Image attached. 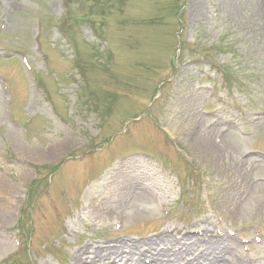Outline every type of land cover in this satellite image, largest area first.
<instances>
[{
    "label": "rangeland",
    "instance_id": "374dc122",
    "mask_svg": "<svg viewBox=\"0 0 264 264\" xmlns=\"http://www.w3.org/2000/svg\"><path fill=\"white\" fill-rule=\"evenodd\" d=\"M206 231L264 264V0H0V264Z\"/></svg>",
    "mask_w": 264,
    "mask_h": 264
},
{
    "label": "bare ground",
    "instance_id": "6f19581e",
    "mask_svg": "<svg viewBox=\"0 0 264 264\" xmlns=\"http://www.w3.org/2000/svg\"><path fill=\"white\" fill-rule=\"evenodd\" d=\"M133 187L128 183L122 186L121 189H133ZM212 234L213 232L206 231L202 232V234L178 238L175 241H171L165 238V236H159L154 241L150 240L148 242L165 240L157 243L160 244L158 246H163V249H157V247L150 246L152 243H147L146 248L145 246H141L142 251L139 255L134 252L135 244L130 242L126 244L120 243L105 248L103 253L96 252V250L86 251L73 258L71 262L72 264H110V261L114 259L118 260V263L121 264H244L242 258L234 250L235 242L233 239H227L225 237L220 239L219 236L217 237L218 239H214ZM221 240L223 241L219 242ZM172 242L174 244H182L187 248L196 247L203 249L205 258L188 262L184 259L186 253L178 251L172 253V246L174 245ZM167 246H169L168 249ZM218 251L222 253L219 257L217 255ZM207 256L211 258L209 261H206ZM170 257L173 260H169ZM144 260H148V262L146 263Z\"/></svg>",
    "mask_w": 264,
    "mask_h": 264
}]
</instances>
